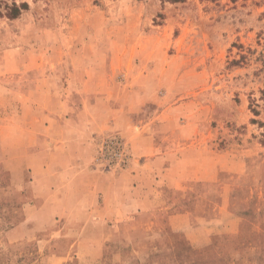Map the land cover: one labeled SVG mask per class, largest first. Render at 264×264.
Returning <instances> with one entry per match:
<instances>
[{"label":"rangeland","instance_id":"rangeland-1","mask_svg":"<svg viewBox=\"0 0 264 264\" xmlns=\"http://www.w3.org/2000/svg\"><path fill=\"white\" fill-rule=\"evenodd\" d=\"M14 2L28 4L15 18ZM123 107L206 135L220 171L185 199L192 245L54 214L56 177L37 168L45 138ZM112 137L128 147L124 168L108 166ZM92 138L102 169L129 166L124 136ZM0 264H264V0H0Z\"/></svg>","mask_w":264,"mask_h":264},{"label":"crops","instance_id":"crops-1","mask_svg":"<svg viewBox=\"0 0 264 264\" xmlns=\"http://www.w3.org/2000/svg\"><path fill=\"white\" fill-rule=\"evenodd\" d=\"M112 110L108 115L95 111L89 129L81 127V134L58 141L45 138L46 156L41 159L48 160L47 166L40 163L37 168L39 174L56 177V183L46 181L47 191L53 192L50 197L57 200L54 214L61 221L82 217L75 224L79 231L171 233L192 245V236L197 238L200 228L192 225L193 210L185 199L192 184L217 182L220 171L204 144L206 135L187 127L166 128L150 119L131 121L129 108ZM106 132L120 133L130 142L127 168L104 170L97 164L92 137ZM205 212L201 206L194 214L199 220Z\"/></svg>","mask_w":264,"mask_h":264},{"label":"built area","instance_id":"built-area-1","mask_svg":"<svg viewBox=\"0 0 264 264\" xmlns=\"http://www.w3.org/2000/svg\"><path fill=\"white\" fill-rule=\"evenodd\" d=\"M104 154L110 159L108 166L120 165L122 168L128 165L130 153L121 137H112L105 141Z\"/></svg>","mask_w":264,"mask_h":264},{"label":"trees","instance_id":"trees-1","mask_svg":"<svg viewBox=\"0 0 264 264\" xmlns=\"http://www.w3.org/2000/svg\"><path fill=\"white\" fill-rule=\"evenodd\" d=\"M26 8H28V4L26 2L21 3L19 5L16 2H14L12 7L10 8L9 15L10 17L15 18L21 13L22 9H26Z\"/></svg>","mask_w":264,"mask_h":264}]
</instances>
